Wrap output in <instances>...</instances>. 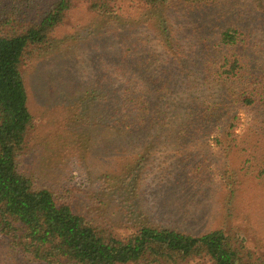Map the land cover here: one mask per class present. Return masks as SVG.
<instances>
[{
  "label": "rangeland",
  "instance_id": "obj_1",
  "mask_svg": "<svg viewBox=\"0 0 264 264\" xmlns=\"http://www.w3.org/2000/svg\"><path fill=\"white\" fill-rule=\"evenodd\" d=\"M53 1L39 0L40 6L28 10L27 22L37 19ZM109 11L97 15L89 5L77 4L43 49L44 58L22 64L36 126L27 148L29 168L49 186L74 188L71 194L85 202L87 211L111 216L116 227H132L121 216L134 212L130 217L134 224L152 223L196 236L224 229L244 238L247 250L264 264V174L262 179L255 175L241 179L231 197L220 183V173L228 165L238 168L244 161L242 154L225 158L211 143L210 162H202L193 172L195 158L187 150L188 140L175 147L173 138L166 139L164 131L156 130L113 137L104 126L103 101L111 88L128 81L147 85L148 77L156 80L164 72L170 74L176 93L167 98L171 105L174 99L186 98L185 86L192 85L195 97L204 101L213 92L203 85L200 70L213 55L221 30L229 26L248 33L246 52L264 70V0H229L201 7L173 3L163 12L116 0ZM167 39L177 48H164ZM152 96L149 100L154 102ZM99 104L104 107H94ZM235 113L236 142L256 140L254 131L264 129L263 105L237 107ZM110 139L114 144L108 143ZM148 140L153 144L142 151ZM139 156L146 157L142 163L136 162ZM136 185L141 186L138 191ZM2 236L0 264H38L15 251L9 237Z\"/></svg>",
  "mask_w": 264,
  "mask_h": 264
},
{
  "label": "trees",
  "instance_id": "obj_2",
  "mask_svg": "<svg viewBox=\"0 0 264 264\" xmlns=\"http://www.w3.org/2000/svg\"><path fill=\"white\" fill-rule=\"evenodd\" d=\"M115 1L54 0L37 19L27 22L28 10L39 0H0V235L3 239L9 237L15 251L25 253L38 264H260L256 253L247 250L244 238L224 229L196 236L152 223L134 224L130 219L134 212L121 216L132 227H116L111 224V216L100 217L87 211L85 202L71 194L74 188L63 192L55 184L49 186L29 168L27 148L36 126L22 64L44 58L43 49L77 4H87L99 15L110 13ZM119 1L163 12L173 3L201 7L229 0ZM249 41L248 33L241 28L229 26L221 30L213 43V55L206 68L200 70L203 85L209 93L213 92L204 101L195 97L192 85L185 86L186 98L174 99L171 105L167 98L176 93L166 72L153 82L148 77L147 85L128 81L111 88L109 97L103 99L107 112L105 128L113 137L121 138L134 135L135 130L164 131L166 139L173 138L175 147H183L188 140L187 150L195 158L191 162L196 168L193 172L202 162H210L213 144L225 158L235 152L242 154L244 161L238 168L228 165L220 173V183L234 197L241 179L251 175L262 179L264 174V129L254 131L256 140L238 144L234 138L237 107L262 104L264 109V70L255 66L246 52ZM163 47L174 50L177 45L167 39ZM151 96L155 97L154 102L149 100ZM97 106L104 107H94ZM261 123L264 128V121ZM216 131L220 133L215 135ZM112 139L108 143L114 144ZM150 144L153 143L148 140L140 148L146 150ZM145 158L139 156L136 162L142 163ZM136 186L138 191L141 186ZM229 204L232 201L227 203L231 217Z\"/></svg>",
  "mask_w": 264,
  "mask_h": 264
}]
</instances>
